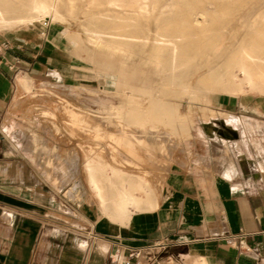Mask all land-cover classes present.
Here are the masks:
<instances>
[{
	"label": "rangeland",
	"instance_id": "obj_1",
	"mask_svg": "<svg viewBox=\"0 0 264 264\" xmlns=\"http://www.w3.org/2000/svg\"><path fill=\"white\" fill-rule=\"evenodd\" d=\"M153 1L130 0L124 7L118 0H101L97 8H88L84 0H75V15L62 11L65 23L25 20L14 29L27 36H49L56 51L50 54L48 69L28 76V90L14 79L2 135L15 158L30 164L33 187L42 186L49 204L58 206L73 226L86 221L85 214L96 218L101 212L86 178V155L95 157L101 170L113 171L115 184L127 181L124 178L135 184L143 177L142 189L151 191L157 204L168 195L170 172L194 158V128L217 116L211 108L217 98L236 96L264 105L261 86L236 95L226 83L210 78L212 70L221 72L233 64L254 39V30L264 31V0H157L150 14ZM171 3L181 5L178 24H190L185 30L188 37L157 44L156 19L174 17ZM192 7L197 10L191 12ZM114 9L130 14L135 24L133 43L124 52L90 42V23L110 38L103 34L108 20L97 22L93 14ZM203 17L209 25L194 26ZM6 31L13 30L0 34ZM158 54L184 55L189 60L158 62ZM164 64L175 69L161 72ZM138 142L151 155L144 156Z\"/></svg>",
	"mask_w": 264,
	"mask_h": 264
},
{
	"label": "crops",
	"instance_id": "obj_2",
	"mask_svg": "<svg viewBox=\"0 0 264 264\" xmlns=\"http://www.w3.org/2000/svg\"><path fill=\"white\" fill-rule=\"evenodd\" d=\"M18 30L0 34V264H123L127 251L117 263L109 259L118 247L162 242L185 244L152 264H264L263 104L220 96L211 106L217 116L194 128V158L168 175L167 197L156 204L140 185L143 177L135 184L124 178L122 191L137 199L122 210L123 218L100 216L102 210L95 218L75 209L86 221L73 226L49 204L42 186L33 187L30 164L15 158L2 135L14 79L28 90V76L48 69L56 51L49 36ZM140 145L144 156L151 155ZM89 229L102 239L92 244L76 231Z\"/></svg>",
	"mask_w": 264,
	"mask_h": 264
},
{
	"label": "bare ground",
	"instance_id": "obj_3",
	"mask_svg": "<svg viewBox=\"0 0 264 264\" xmlns=\"http://www.w3.org/2000/svg\"><path fill=\"white\" fill-rule=\"evenodd\" d=\"M84 1L86 7L88 8H97L99 5L103 4L101 0ZM112 1L114 2L115 0ZM118 1H121V5L124 7L127 6L130 2V0ZM74 2L75 0H0V32L5 30H14L18 24L22 23L25 20L34 21L41 19L46 24L65 23L63 13L65 15L71 16L76 14ZM157 2V0L152 2L149 8L150 14H152V12L154 11ZM169 7L171 8V10H174V12H172V15L174 14V17L171 16L169 18H166L165 20L161 17H158V19H156V30L154 35L155 42H157V44L169 45L172 42L183 41L188 37L185 30L191 27L190 24H178V21L180 19L177 17L182 12L181 5L178 3H171ZM196 10L197 8L192 7L191 12H194ZM127 15V12L125 13L123 10L116 11L115 9L112 11H108V14L105 11H98L93 14L97 22L101 23L108 20V31L104 29L103 34H108L110 38H108L107 40L103 35L95 31L94 28L96 27V24L90 23V42L93 44L104 43L107 46H114L120 52L127 51V49L133 43V41L130 40V37L134 32L131 30L135 28V24L132 25L130 22V14L128 16ZM208 25L209 22L205 17H203L202 20H196L194 24V26H197L200 29L206 28ZM121 35L125 36L126 39H118V36ZM253 36L254 39L252 40L250 45L241 50L237 58L234 59L232 65H225L221 72L212 70L210 73V78L212 81L216 82L219 80L222 83H226L231 88L233 94L236 95L243 93L244 90H254L259 86L263 88L264 92V31L254 30ZM138 51L139 50H137V52ZM172 60L187 61L189 59L184 55L178 54L173 56H170L168 54L157 55L158 62H167ZM171 68L174 67H170V65L164 64L161 72L166 73ZM98 162L99 161L95 157L93 158L90 154L86 155L85 157V163H87L88 167L86 178L88 180L89 188L92 191V194L96 197L100 209L102 210L100 216L107 215L108 218H111L112 220L115 217L121 219L123 218V216H125L122 210L126 209L127 205L134 203L137 199V195L135 193L133 196H131L123 192L122 186H125L127 182L119 181L115 184L113 181H111L112 174H114V172L110 170L106 171V169L101 170L97 166ZM55 171L57 172V170ZM61 178L63 180L66 179L65 176H62V174ZM135 187L136 186L133 185L130 188L135 189L134 191H136ZM110 210H113L115 212V216L109 215Z\"/></svg>",
	"mask_w": 264,
	"mask_h": 264
},
{
	"label": "built area",
	"instance_id": "obj_4",
	"mask_svg": "<svg viewBox=\"0 0 264 264\" xmlns=\"http://www.w3.org/2000/svg\"><path fill=\"white\" fill-rule=\"evenodd\" d=\"M81 233L84 237H86L92 244L97 240H101L102 238L93 232L92 229L85 231L76 230ZM177 244L184 245L185 242L180 243H172V242H162L155 243L150 246L141 247V248H122V246L118 247L113 253L109 254V259L112 262L117 263L121 257L124 258V251H127L125 259L122 260L123 264H130L132 260L136 262V264H152L158 260L163 253H166L170 248L176 246ZM144 255L149 256L150 258L143 261L140 258Z\"/></svg>",
	"mask_w": 264,
	"mask_h": 264
}]
</instances>
